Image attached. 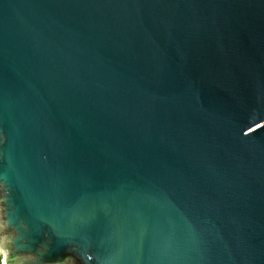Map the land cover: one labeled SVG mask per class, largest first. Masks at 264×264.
Segmentation results:
<instances>
[{
  "label": "water",
  "instance_id": "water-1",
  "mask_svg": "<svg viewBox=\"0 0 264 264\" xmlns=\"http://www.w3.org/2000/svg\"><path fill=\"white\" fill-rule=\"evenodd\" d=\"M3 264H264V0H0Z\"/></svg>",
  "mask_w": 264,
  "mask_h": 264
},
{
  "label": "built area",
  "instance_id": "built-area-1",
  "mask_svg": "<svg viewBox=\"0 0 264 264\" xmlns=\"http://www.w3.org/2000/svg\"><path fill=\"white\" fill-rule=\"evenodd\" d=\"M0 264H3V254L0 253Z\"/></svg>",
  "mask_w": 264,
  "mask_h": 264
}]
</instances>
